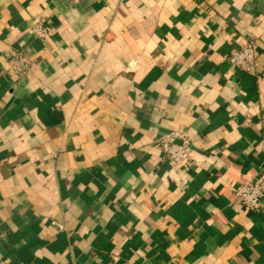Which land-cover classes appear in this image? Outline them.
Masks as SVG:
<instances>
[{
  "label": "crops",
  "instance_id": "1",
  "mask_svg": "<svg viewBox=\"0 0 264 264\" xmlns=\"http://www.w3.org/2000/svg\"><path fill=\"white\" fill-rule=\"evenodd\" d=\"M0 158V264H264V0H0Z\"/></svg>",
  "mask_w": 264,
  "mask_h": 264
},
{
  "label": "built area",
  "instance_id": "2",
  "mask_svg": "<svg viewBox=\"0 0 264 264\" xmlns=\"http://www.w3.org/2000/svg\"><path fill=\"white\" fill-rule=\"evenodd\" d=\"M32 31L35 35L44 39L47 35L46 19L41 18L34 21ZM256 46L255 43H248L241 49L232 53L229 57L230 64L245 72H249L256 65ZM34 65V61L23 53H16L11 61V67L18 76H24ZM190 137L188 132L182 129L172 130L162 141V149L165 156L175 163L182 165L189 163ZM0 164L2 160L0 158ZM237 200L248 209L258 211L261 209V202L264 198V184L258 180H253L242 184L235 190Z\"/></svg>",
  "mask_w": 264,
  "mask_h": 264
}]
</instances>
